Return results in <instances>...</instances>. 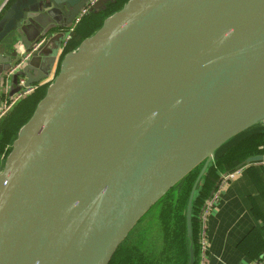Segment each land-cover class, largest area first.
Masks as SVG:
<instances>
[{"label": "water", "instance_id": "1", "mask_svg": "<svg viewBox=\"0 0 264 264\" xmlns=\"http://www.w3.org/2000/svg\"><path fill=\"white\" fill-rule=\"evenodd\" d=\"M90 1L0 11V99L39 86L59 61L0 170V264H109L200 166L185 206L194 264L192 208L209 169L264 132V0H127L63 54Z\"/></svg>", "mask_w": 264, "mask_h": 264}, {"label": "crops", "instance_id": "2", "mask_svg": "<svg viewBox=\"0 0 264 264\" xmlns=\"http://www.w3.org/2000/svg\"><path fill=\"white\" fill-rule=\"evenodd\" d=\"M3 1L0 0V10ZM74 38L73 35L72 39ZM58 62L54 63L49 76L42 84L37 87L33 86L32 91L17 98L0 116V120L10 114L24 98L30 96L32 100L29 102L28 109L24 111V114L26 112L27 115L31 113L38 100L44 95L47 85L56 75ZM6 99L9 98L0 99V104ZM7 133L10 137L0 146V159L16 136L15 133L17 132H15L14 125ZM255 136H258L255 139L256 143H251L246 147L243 156L232 158L227 156L231 149L243 141L252 140ZM241 142L231 147L217 159L209 169L200 191L212 169H214L211 173L213 175L207 185L208 194H211L216 181L223 174L238 167L247 157L264 153V132L251 135ZM239 168L238 173L227 182L207 215L205 221L206 253L204 264H254L256 259L264 253V161L246 163ZM206 200H204V203Z\"/></svg>", "mask_w": 264, "mask_h": 264}, {"label": "trees", "instance_id": "3", "mask_svg": "<svg viewBox=\"0 0 264 264\" xmlns=\"http://www.w3.org/2000/svg\"><path fill=\"white\" fill-rule=\"evenodd\" d=\"M126 1L127 0H109L101 9L89 12L85 15L75 26L72 37L65 47L63 54L75 48L83 38L92 34L101 25L104 17L118 10ZM73 35L75 36L74 39H72ZM27 109L28 108H26V111ZM31 113L27 115V112L26 114L23 112L21 118L18 119L19 121L16 120L13 122L7 131L4 130L3 132H0V145H3V143L10 137L7 132L11 130L13 125L15 132H17L18 128L29 118ZM257 137L258 136H255L252 140L244 141V148L248 147L251 143H256L255 139ZM237 146L233 149L237 148ZM233 149L228 152V157L232 158L235 156L232 152ZM199 169L200 166L196 167L184 179H182L179 184L176 198L173 194V198L169 201L167 199L166 202L165 198L168 196L169 191L164 196L165 198L163 197L154 207V217L156 216L154 220L152 219V223H154L152 224V237L154 238L149 241L146 240L143 243V246L141 245L139 247L137 245H129L124 240L115 251L109 264H188L187 241L185 238V206L190 188ZM213 171L214 169L210 172V177H207L192 208L194 264H198L199 261V246L197 239L200 225L198 214L201 211L204 200L210 195L207 192V185L209 184V179L213 175H211ZM134 228H136V226Z\"/></svg>", "mask_w": 264, "mask_h": 264}, {"label": "built area", "instance_id": "4", "mask_svg": "<svg viewBox=\"0 0 264 264\" xmlns=\"http://www.w3.org/2000/svg\"><path fill=\"white\" fill-rule=\"evenodd\" d=\"M10 0H4L1 9H3ZM95 2V0H91L86 6L82 8L79 15L74 19V25L69 26L65 31L64 35L61 41V47L62 49H65L67 46L69 40L72 37V33L74 31L75 26L80 22V20L83 18V16L87 13L89 8L92 6V4ZM1 11V10H0ZM36 48V46L32 49V51ZM28 57V55H26ZM20 62H17L16 65L11 69V72L14 71L19 65ZM20 83H23V79H20ZM33 90V87L22 90L19 93L15 94L12 98L6 99L3 101L1 109H0V116L10 107L11 104L14 103V101L19 98L21 95L26 94ZM240 168H234L231 171L227 172L226 174H223L218 181L216 182V185L211 192L210 196L205 201L204 205L201 208V211L198 214L199 218V235H198V246H199V261L198 264H204V256L206 253V240H205V221L207 218L208 213L210 212L211 208L216 203L221 191L225 187L228 181H230L234 175L238 173ZM254 264H264V253H262L254 262Z\"/></svg>", "mask_w": 264, "mask_h": 264}, {"label": "rangeland", "instance_id": "5", "mask_svg": "<svg viewBox=\"0 0 264 264\" xmlns=\"http://www.w3.org/2000/svg\"><path fill=\"white\" fill-rule=\"evenodd\" d=\"M74 25V20H73V24ZM32 100L31 96L24 98L21 102H19V104H17V106L12 110V112L10 114H8L3 120H0L1 122V131L3 132L4 130H8V128L11 126V124L13 122H15L16 120H18L22 113L26 110L27 106L29 105V102ZM244 141L237 146V148L233 149L232 152L234 153L235 157H240L243 156L244 152H245V148L243 146ZM1 146V145H0ZM11 148V145H9L8 149L6 150V152L4 153V156L0 159V170L3 167V163L5 160V156L7 155V153L9 152ZM180 184V183H179ZM179 184L177 186H175L172 190H170V192L168 193V196L165 198V201L167 202L171 200V198H173V194L175 195V198L177 196V192L179 190ZM161 201V200H160ZM159 201V202H160ZM158 202V203H159ZM151 214H147L145 216V218H143L137 225L136 228H134L129 235L126 237L125 242L128 243L129 245H137L139 246H143V243L146 240H151L154 237H152V219L153 214L150 216Z\"/></svg>", "mask_w": 264, "mask_h": 264}, {"label": "flooded vegetation", "instance_id": "6", "mask_svg": "<svg viewBox=\"0 0 264 264\" xmlns=\"http://www.w3.org/2000/svg\"><path fill=\"white\" fill-rule=\"evenodd\" d=\"M4 11H5V10H2V12L0 13V15H1ZM153 212H154V210L152 209V210H150L148 213L152 215ZM148 213H146V214L142 217V219L145 218V216H146ZM151 215H150V216H151ZM154 215H155V212H154ZM154 215H153V218L156 217V216L154 217ZM152 221H153V220H152ZM138 223H139V222H138Z\"/></svg>", "mask_w": 264, "mask_h": 264}]
</instances>
